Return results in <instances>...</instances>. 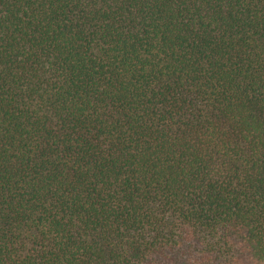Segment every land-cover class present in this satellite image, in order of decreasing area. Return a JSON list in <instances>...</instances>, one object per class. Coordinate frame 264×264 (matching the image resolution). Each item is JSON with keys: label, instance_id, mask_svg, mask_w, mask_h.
I'll use <instances>...</instances> for the list:
<instances>
[{"label": "trees", "instance_id": "obj_1", "mask_svg": "<svg viewBox=\"0 0 264 264\" xmlns=\"http://www.w3.org/2000/svg\"><path fill=\"white\" fill-rule=\"evenodd\" d=\"M0 264H264V0H0Z\"/></svg>", "mask_w": 264, "mask_h": 264}]
</instances>
